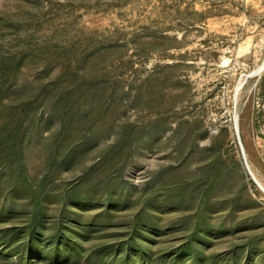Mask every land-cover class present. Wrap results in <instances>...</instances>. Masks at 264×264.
Segmentation results:
<instances>
[{"label": "rangeland", "instance_id": "obj_1", "mask_svg": "<svg viewBox=\"0 0 264 264\" xmlns=\"http://www.w3.org/2000/svg\"><path fill=\"white\" fill-rule=\"evenodd\" d=\"M32 226V264H264V0H0V264Z\"/></svg>", "mask_w": 264, "mask_h": 264}, {"label": "trees", "instance_id": "obj_2", "mask_svg": "<svg viewBox=\"0 0 264 264\" xmlns=\"http://www.w3.org/2000/svg\"><path fill=\"white\" fill-rule=\"evenodd\" d=\"M37 232L36 229L32 226L31 229V236L29 242H26L24 245V258L25 256L27 257V264H32L33 261H31L32 256H36L37 254H40V256L44 255V252L40 250V247L38 245V242H35L36 236L34 233ZM62 247L64 249H73L74 252L77 254V251H80V245L76 244L75 242H56L54 246L53 252L47 253L52 259H55L56 263H60L59 259L61 257V252H62ZM140 249L142 250L143 253L146 255H149L151 253L152 248H144L141 246ZM129 253H132V248H129L127 250ZM197 257H199V254H197ZM35 258V257H33ZM64 261V260H63Z\"/></svg>", "mask_w": 264, "mask_h": 264}, {"label": "water", "instance_id": "obj_3", "mask_svg": "<svg viewBox=\"0 0 264 264\" xmlns=\"http://www.w3.org/2000/svg\"><path fill=\"white\" fill-rule=\"evenodd\" d=\"M241 148H242V151H243V147H242V144H241ZM243 153H244V151H243ZM249 169V168H248ZM250 170V169H249Z\"/></svg>", "mask_w": 264, "mask_h": 264}]
</instances>
